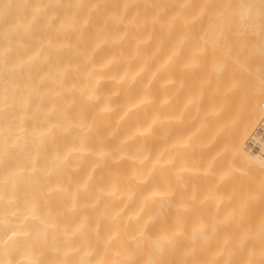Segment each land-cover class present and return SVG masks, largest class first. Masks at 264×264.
Returning <instances> with one entry per match:
<instances>
[{"label":"bare ground","instance_id":"6f19581e","mask_svg":"<svg viewBox=\"0 0 264 264\" xmlns=\"http://www.w3.org/2000/svg\"><path fill=\"white\" fill-rule=\"evenodd\" d=\"M231 11L0 0V264H264V54Z\"/></svg>","mask_w":264,"mask_h":264},{"label":"rangeland","instance_id":"374dc122","mask_svg":"<svg viewBox=\"0 0 264 264\" xmlns=\"http://www.w3.org/2000/svg\"><path fill=\"white\" fill-rule=\"evenodd\" d=\"M226 1H228L229 6H232L231 15L233 14L234 16L233 18L236 22L237 29H241L243 32H239L235 35L236 52L239 54L240 60L248 71L256 75L260 74L262 71V57L264 54V36L259 35V29L256 27L257 24L253 21L251 16L244 18L239 16V10L236 8L239 7L237 5L238 0H225V2ZM222 16L227 18L225 11L222 12ZM242 23H247V26L242 28ZM245 38L247 41H245ZM225 39L227 43L229 37L226 35Z\"/></svg>","mask_w":264,"mask_h":264},{"label":"built area","instance_id":"2783aa9c","mask_svg":"<svg viewBox=\"0 0 264 264\" xmlns=\"http://www.w3.org/2000/svg\"><path fill=\"white\" fill-rule=\"evenodd\" d=\"M264 107V102H263ZM257 138H249L246 142L248 148L254 152H263L264 151V117L261 123L258 125L256 129Z\"/></svg>","mask_w":264,"mask_h":264}]
</instances>
